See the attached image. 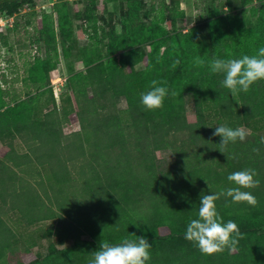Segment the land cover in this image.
<instances>
[{"label": "rangeland", "instance_id": "rangeland-1", "mask_svg": "<svg viewBox=\"0 0 264 264\" xmlns=\"http://www.w3.org/2000/svg\"><path fill=\"white\" fill-rule=\"evenodd\" d=\"M263 1L182 0L175 25L166 18L169 9L162 0H36L16 13L0 14L5 24H0V215L14 226L15 243L26 255L22 264H88L101 241L116 244L139 236L152 245L146 264H249L256 253H264V229L257 226L264 222V80L233 96L221 87L224 74L212 73L208 66L213 58L257 53L253 48L248 54L238 40L253 31L264 39ZM54 3L60 5L62 18L53 30L38 18L53 12ZM174 3L166 0L169 7ZM33 10L37 18L28 14ZM196 57L205 65L197 66ZM113 63L118 72L108 77L113 84L114 75L125 82L124 91L113 85L94 88L99 74L110 73ZM152 80L166 82L161 86L177 95L169 94L163 107L148 110L140 94ZM80 110L90 120L118 121L137 134L125 135L131 153L140 146L138 152L147 153L152 163L148 188L137 200L141 214L131 213L130 200L124 198L134 186L120 189L116 180H123L121 174L109 171L98 157L93 134L83 132L88 127ZM219 125L250 130L244 141L259 148V154L253 151L250 160L229 143L227 154L235 158L227 159L218 149L221 137L212 135ZM40 131L80 135L69 142L73 146L58 142L53 150L41 146ZM10 159L12 167L6 163ZM177 168L174 186L169 173ZM246 168L257 171L260 184L242 190L255 195L258 204L246 203V209L230 214L243 233L238 245L205 255L193 242L171 243L174 234L185 237L184 225L198 218L200 196L233 187L227 176ZM210 173L219 178L212 188L204 184ZM87 178L97 182L85 189ZM64 186L68 193L60 192ZM75 191L92 199L94 218L60 208L59 199L72 198ZM100 193L116 200L110 202L115 206L106 210L95 203L92 196ZM149 194L156 206L151 211ZM26 204H39L50 215L29 223L20 213ZM142 224L143 234L137 232ZM98 231L112 239L109 234L96 239Z\"/></svg>", "mask_w": 264, "mask_h": 264}, {"label": "trees", "instance_id": "trees-1", "mask_svg": "<svg viewBox=\"0 0 264 264\" xmlns=\"http://www.w3.org/2000/svg\"><path fill=\"white\" fill-rule=\"evenodd\" d=\"M36 0H0V14L2 12H8V13H16L20 8L24 7L26 4H30L35 2ZM253 0H245V3H249ZM182 0H175L174 5L170 6L166 4V0H162V6L165 9H169V14L166 16V18H169V21L172 24H176V19L177 16L181 13L180 11V6H181ZM53 12H45L44 15H42V18H38L40 21H43V27L48 26L53 28L55 27V23L59 25V21H61L60 18H62V15L60 16L61 13V8L60 5H58L57 3H54L53 5ZM261 7H264V1L261 5ZM56 16H55V14ZM28 14L33 18V17H38L37 12H35V10L28 12ZM38 20V21H39ZM259 32H250L248 35V38L241 41L238 40L239 46L242 49L246 48V50H249L248 54H251V52L255 49H259L260 47H262L263 43H264V39L260 38L261 36L256 35ZM185 33H181V38L185 37ZM109 68L111 69L110 73H102L99 74V79L96 80V85L98 86H94V88H110L111 85H113V87L118 86L121 87L119 88L120 91H124L122 88L125 87V82L123 83L121 80H119V78H117L118 76L114 75L115 77V81L114 84L110 82V77H108V75L114 74L116 73L115 71L118 72V69L116 68V64H112L109 65ZM121 74H119L120 76ZM1 76H5V74H1ZM2 77V78H3ZM5 80V79H4ZM129 87V86H128ZM97 90V89H96ZM4 92V91H3ZM11 93V92H10ZM13 97L16 98L17 95L15 93H12ZM99 94V93H98ZM17 100V99H16ZM80 120L82 121V124L84 125V127H88L87 131H83L86 134H93L94 138L93 141L95 142L97 149H99V158L103 159V161L106 163V165L109 168V171L115 170L116 172H118V174L120 173L123 178V180H119L117 182V184L122 185L120 187L121 190L125 189L128 190L130 186H134L129 192V195H125V197H127L130 200V204L132 206V210L131 213H135V210L139 211L138 215L141 214V210L139 209V205L137 204V200L141 199V195L142 193H144L148 187H146L145 182L148 181V179L146 178L147 172L150 171L149 167H148V163L151 160L150 157L148 156L147 153H141L138 151H141L140 146L136 145V150L133 154L131 153L132 150V145L131 142L127 141L128 138H126L125 135H127L129 138H131L133 136V138H136V133L133 132L132 127H128L127 129L125 128V126H123L120 122H114V121H108L105 124H102L101 120L98 118L96 119V121L90 120V118L87 115V112L80 110ZM88 123V125H87ZM134 123V122H132ZM94 125H97L94 127ZM133 126V125H132ZM134 127V126H133ZM80 135V132H75L73 136H64L62 135L61 132H53V135L50 136V134L44 133L43 131L39 132V137H40V141H41V146L45 147V149H56V145L58 142H63V144H65V141L71 142L74 138H76L77 135ZM65 139V140H64ZM138 139V138H137ZM147 139L144 138L143 143L146 141ZM68 145L73 146L72 143H69ZM40 146V147H41ZM76 147V146H75ZM146 147V143L143 144V148L145 149ZM232 147L234 149L239 148L240 149V153L244 154V157H250V160L252 158V153H253V146H251V142L250 144L246 141H237L235 142ZM129 154L128 156H125L126 154ZM112 153H117V154H113ZM122 153V155H120ZM48 153L46 152V155ZM119 154V156H117ZM51 154H49L50 156ZM14 160H9L8 162H6L7 164L10 165V167H12L11 162ZM152 164V163H151ZM244 168V167H243ZM179 168H177V170L175 171V173H169V179L172 180L173 185L175 186L177 184V177H178V173H179ZM242 170V169H240ZM213 178H211V176H213ZM208 179L204 182V184H206L208 186V188H212L215 186L216 182L219 181V178H216V174H212L210 173L208 175ZM177 180V181H176ZM91 181H95L97 182V180H93L90 178H87L86 180L83 181V183H85V189L88 188V183ZM192 184V182H191ZM99 186V190L101 192L106 191V189L103 187V185H101L100 183L96 184ZM54 186V185H53ZM125 187V188H124ZM128 187V188H127ZM75 190V189H74ZM213 190V189H212ZM221 191V190H219ZM61 193H68L67 188L64 186L62 187V189L60 190ZM102 195H94L92 197H95L96 200L94 201L95 203H99L100 205H102L103 207L107 209H110L111 207L115 206L113 205V203L110 202H114L116 200L111 199L108 195H104L103 193H100ZM151 194V192H150ZM149 194V202L150 205H148V208L150 209V211L153 208H156L155 206V200L151 199ZM128 196H131V198H129ZM57 198H60L59 196H57ZM71 201V202H70ZM60 202V208L63 210H66L67 213L72 214V216H74L76 213H78V211H84L85 214H89V215H94L93 213V208H92V199L91 198H87L86 196L83 195H77V191L74 192V197H69V196H65L64 198H60L59 199ZM110 203L111 205L108 207V204ZM226 203L228 204V206H225ZM217 206V211L219 212V214L222 216L224 222H226L227 220H229L231 217L230 214H233L239 211H242L244 209H246V203H232L229 197H223L221 196L220 200L216 203ZM20 213L27 218L29 223H34L35 221L48 217V215H50V213H46L44 211V209L42 208L41 205L39 204H35L34 206H29V204L26 205H22L20 208ZM95 215L92 217L94 218ZM155 221V218H154ZM106 224V223H105ZM9 224L8 221H6V219H4L1 215H0V264H22L23 259H21L22 257V248L21 247H17L16 245V232L14 230V226ZM258 227H260L261 229H264V222H261L259 224H257ZM90 227V226H89ZM185 229L187 227V225H184ZM145 227L144 224H142L137 232H140L141 234H143ZM183 229V225L179 228V230ZM98 233L100 234H96V239H102L108 236V232L105 233H101L100 231H98ZM123 234V233H122ZM110 239H112V236L109 234ZM173 244H178V246H183L186 243H191V241H188L185 239L184 236H182L181 234H174L172 236V242ZM261 248V247H260ZM259 252V249H258ZM27 253L28 252H24ZM24 256H26L24 254ZM23 256V257H24ZM22 257V258H23ZM252 261V260H251ZM253 262V263H252ZM251 263L248 261L249 264H262L264 262V253H256L254 255L253 261Z\"/></svg>", "mask_w": 264, "mask_h": 264}, {"label": "clouds", "instance_id": "clouds-1", "mask_svg": "<svg viewBox=\"0 0 264 264\" xmlns=\"http://www.w3.org/2000/svg\"><path fill=\"white\" fill-rule=\"evenodd\" d=\"M195 64L204 66L205 60L196 57ZM208 66L212 73L224 74V79L220 82L221 87L229 89L233 96L240 91L247 93L251 85L258 80H264V47H260L254 55L230 59L213 58L208 61ZM162 83L166 82L152 80L149 90L140 94V101L146 109L161 108L166 96L177 95L174 90L161 86ZM250 134V130L244 127L233 129L225 125L216 126L212 133L213 136L221 137L218 149L227 156V159L235 158L234 155L227 154L229 143H235L237 140L243 142ZM260 144L264 145V137L260 138ZM253 151L259 154L260 149L253 148ZM257 176V171L252 168L234 171L227 176L233 187L218 193L201 195L198 218L191 219L187 224L185 239L195 243L199 251L205 255L223 252L225 249L232 251L243 238V233L233 220L224 222L217 211L216 201L223 196L231 198L232 203H247L256 207L258 201L255 195L242 189L259 187L260 181L256 179ZM151 246L148 239L142 236H139L138 240L124 238L116 244L103 240L98 250L93 252L88 264H146L151 259L149 251Z\"/></svg>", "mask_w": 264, "mask_h": 264}, {"label": "built area", "instance_id": "built-area-1", "mask_svg": "<svg viewBox=\"0 0 264 264\" xmlns=\"http://www.w3.org/2000/svg\"><path fill=\"white\" fill-rule=\"evenodd\" d=\"M49 11H51V10H49ZM39 17H41V15H39ZM3 19H4L3 17H0V24H1V25L4 24ZM4 25H5V24H4Z\"/></svg>", "mask_w": 264, "mask_h": 264}]
</instances>
